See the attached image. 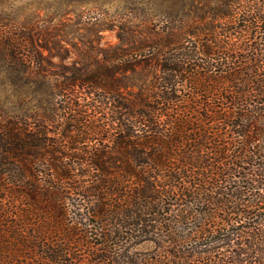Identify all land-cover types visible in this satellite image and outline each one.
<instances>
[{
    "label": "trees",
    "instance_id": "1",
    "mask_svg": "<svg viewBox=\"0 0 264 264\" xmlns=\"http://www.w3.org/2000/svg\"><path fill=\"white\" fill-rule=\"evenodd\" d=\"M155 5L46 37L39 103L0 107V264H264V0ZM36 25L0 41L32 81Z\"/></svg>",
    "mask_w": 264,
    "mask_h": 264
},
{
    "label": "rangeland",
    "instance_id": "2",
    "mask_svg": "<svg viewBox=\"0 0 264 264\" xmlns=\"http://www.w3.org/2000/svg\"><path fill=\"white\" fill-rule=\"evenodd\" d=\"M94 0H0V41L5 43L9 38H23L24 36L32 34V28L36 25V42L38 49V57H35L38 64L35 69L36 81L27 78L25 74L28 68L22 64L16 63L5 57L0 52V107L6 110H12L18 100L21 99L20 110L23 108L33 107L39 103L38 98L42 94L40 92L44 89V83H40L41 75L43 73L42 67H45L43 58L47 51L43 49L42 45L46 41V37L51 42L63 41L65 49H60V52L65 55L64 61L75 56L72 47L65 43L66 41H74L77 43L86 42L91 39H98L103 43H115L118 41L117 31L119 28L114 25L120 20L135 19L143 17H152L154 12L150 9L157 7L159 0H96L102 3V9L91 11V5ZM142 1V5L150 9L145 11L140 9H125L124 3L130 6H135L133 3ZM187 1V0H186ZM64 7H72L75 13L80 11L91 12L90 15L97 17L98 25L92 26L91 23H85V18L80 23L69 22L63 19L60 15L65 13L61 11ZM68 8V9H69ZM71 18H75L73 13L69 14ZM48 19L47 22H43ZM78 21L81 19L78 18ZM65 21V22H63ZM43 22V23H42ZM24 25V26H23ZM100 29V31H99ZM99 31V32H98ZM98 33V34H95ZM66 41H64V40ZM24 53L29 58L35 52L31 46L30 40L24 39ZM54 50H52V53ZM40 54V55H39ZM49 60L54 64L59 63V59L55 56H50ZM57 95L52 92L50 95L51 106L55 104Z\"/></svg>",
    "mask_w": 264,
    "mask_h": 264
}]
</instances>
